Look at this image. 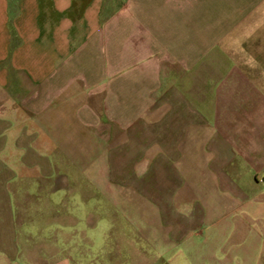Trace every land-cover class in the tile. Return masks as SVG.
Wrapping results in <instances>:
<instances>
[{
    "label": "crops",
    "instance_id": "crops-1",
    "mask_svg": "<svg viewBox=\"0 0 264 264\" xmlns=\"http://www.w3.org/2000/svg\"><path fill=\"white\" fill-rule=\"evenodd\" d=\"M263 179L264 0H0V264H112L102 208L135 264H264ZM33 191L88 231L20 233Z\"/></svg>",
    "mask_w": 264,
    "mask_h": 264
},
{
    "label": "rangeland",
    "instance_id": "rangeland-1",
    "mask_svg": "<svg viewBox=\"0 0 264 264\" xmlns=\"http://www.w3.org/2000/svg\"><path fill=\"white\" fill-rule=\"evenodd\" d=\"M81 142V141H80ZM79 154H84L83 157L85 159H87V154H86V145L82 146L80 144L79 146V150H78ZM81 157V156H80ZM86 163V164H85ZM87 165V161L86 160H80L79 161H74L73 163L68 162L66 163L65 166H67V170L68 172H74V169L76 170L77 167H79L80 169L85 168ZM73 169V170H71ZM86 170L83 169V174L85 177L77 175L76 177L72 178L73 182L77 183V187L79 189H82L83 192H86V189L88 187V185H90V183L92 182V180L88 177H86ZM75 175V173H74ZM79 185V186H78ZM37 189V188H35ZM82 192V193H83ZM39 192L37 193L36 191H33V193H29L26 196V204H24V206H26L25 208V212L28 214L29 218V223L28 220L26 219V223L25 226L23 227V225L20 227V233H27V234H38V230L41 233V235H50V237L54 236V235H64V238H66V236L70 235L71 232L73 231V229H71V227L69 226H63V225H56V223H54V217L55 216H63L64 220L66 222H70L69 221V217L70 215H72L73 213L78 214L79 219H80V223L78 225V231H80L81 233H86L88 231V225H86L84 223V219L87 217V213L90 212L89 210H74V205L75 201L77 200L76 197H78V201L81 202V196L79 195H74L73 191H66L64 193L61 194H45V196L42 199V202L46 201V203H48V205L52 206L53 208L56 206V209H51V210H45L43 212H45L47 214V217L50 216L51 218L47 219V225H40V229L39 227L36 225V221L38 220L37 218V214L39 211L38 209V205L40 206V202L41 198L38 197ZM85 193H83L84 195ZM89 195V203H96L97 206H103L104 204V200L101 199L102 195H94L90 193H87ZM37 195V196H36ZM93 196V197H92ZM131 196L126 195V199L127 202L130 200ZM82 204V203H79ZM124 206V205H123ZM119 207V206H117ZM79 212V213H78ZM181 212V211H180ZM26 214V215H27ZM104 214V215H103ZM94 215L96 217V219L100 220L102 218V223H104L103 228L100 227V231L97 234V232L95 231V236L97 237L96 240L98 242V244H101L102 241V237L106 236L107 237V232L108 230H110V234L109 236H113L116 235V233H121L122 235H125L126 237V242H136V240H132L134 239L135 235H134V227L131 225V222L134 220L133 216V210L131 209H123V208H119L117 209H112L109 210L108 208H102L100 210H96L94 211ZM117 217V222L115 224H113L115 221L114 219H116ZM105 218H108L111 226H108L107 221L108 219L104 220ZM114 221V222H112ZM43 226V227H42ZM23 227V228H22ZM42 227V228H41ZM74 232V231H73ZM139 238V237H138ZM109 240V238L107 239V248H110L111 250V257L107 258L108 262H112V264H135L136 263V258H134L133 256H131V254L127 255L125 249L123 251H121L122 247L125 245V241L124 239H122V242H115L113 243V241ZM106 241V240H105ZM137 242L139 244H143L141 238H139L137 240ZM54 243L51 241L50 243L46 244V248L52 252H55V247L53 245ZM63 247L62 249L64 250H70V244H68L67 242L62 243ZM66 244V245H64ZM82 242H79V247H81ZM119 244L121 246V248H119ZM145 245V244H144ZM67 246V248H66ZM119 248V249H118ZM125 248V247H124ZM85 249V248H83ZM86 250V249H85ZM92 260H86L85 262H91Z\"/></svg>",
    "mask_w": 264,
    "mask_h": 264
},
{
    "label": "built area",
    "instance_id": "built-area-1",
    "mask_svg": "<svg viewBox=\"0 0 264 264\" xmlns=\"http://www.w3.org/2000/svg\"><path fill=\"white\" fill-rule=\"evenodd\" d=\"M263 182H264V179H263Z\"/></svg>",
    "mask_w": 264,
    "mask_h": 264
}]
</instances>
